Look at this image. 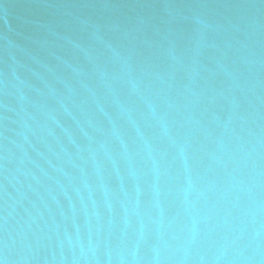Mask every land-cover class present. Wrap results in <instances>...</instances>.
<instances>
[{
	"label": "water",
	"instance_id": "95a60500",
	"mask_svg": "<svg viewBox=\"0 0 264 264\" xmlns=\"http://www.w3.org/2000/svg\"><path fill=\"white\" fill-rule=\"evenodd\" d=\"M0 264H264V0H0Z\"/></svg>",
	"mask_w": 264,
	"mask_h": 264
}]
</instances>
